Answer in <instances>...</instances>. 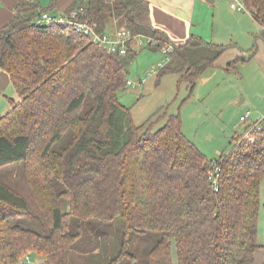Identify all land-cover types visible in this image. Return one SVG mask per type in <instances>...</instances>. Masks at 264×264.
Here are the masks:
<instances>
[{
    "label": "trees",
    "instance_id": "16d2710c",
    "mask_svg": "<svg viewBox=\"0 0 264 264\" xmlns=\"http://www.w3.org/2000/svg\"><path fill=\"white\" fill-rule=\"evenodd\" d=\"M58 1L50 0L47 10L33 0L17 4L0 28V70L18 97L0 114V264H35L36 256L44 258L40 264H79L69 252L83 264H133L129 236L147 233L159 237L142 264H172V250L177 264H252L255 250L264 248L257 243L264 118L208 160L183 135L178 113L158 110L141 125L132 123L117 94L128 81L134 49L108 55L70 27L37 20L81 9L77 20L100 34L124 27L154 41L149 50L170 47V59L154 74H178L187 98L232 45L196 38L172 45L165 33L140 23L148 12L143 0H70L55 15ZM242 2L264 39V0ZM199 47L213 57L182 55ZM253 55L237 56L222 69L231 71ZM11 167L20 168L40 195L43 215L3 182ZM114 228L120 249L109 257L106 237Z\"/></svg>",
    "mask_w": 264,
    "mask_h": 264
},
{
    "label": "rangeland",
    "instance_id": "374dc122",
    "mask_svg": "<svg viewBox=\"0 0 264 264\" xmlns=\"http://www.w3.org/2000/svg\"><path fill=\"white\" fill-rule=\"evenodd\" d=\"M228 3L227 0H215V7H220L221 11L220 14H215V17H213L214 9L207 11L202 7L205 22L203 30L208 41L212 42L213 38L211 37L216 32V35L222 34L225 40L218 43L214 38V44H231L232 46L219 57L216 67L207 69L196 81L195 88L189 98H187L189 91L186 84L177 85L180 77L178 74H165L159 78L154 74L160 66L163 67L167 64L170 59L168 54L145 47L139 49L136 46L134 49L137 54L126 67V80L134 85H125L117 94L119 103L129 109L131 121L135 126L141 125L158 110L165 111L168 115L178 113L181 118L183 135L208 160H214L220 153L227 152L232 145V137L242 134L249 121L240 122V115L244 116L250 112L253 113V118L255 114H258L259 118L254 121L250 120L252 123L264 118L263 112L252 111L254 110L252 107L262 109V104H264V84L259 81H253L250 84L248 79L252 63L239 65L231 71L222 69L234 57L240 56V49L234 44L238 41V36H233L232 42H230L229 28H224V26H230L231 35L237 33L242 37V33L234 28L236 22L232 21L231 16H246V14L231 12ZM182 55H187L191 61H195L203 57L212 58L214 54L208 48L199 47L184 51ZM176 62H171V64ZM1 73L0 70V114H3L9 108L8 100H17L18 97L7 75L5 73L1 75ZM142 80L145 81L143 85L137 84ZM243 100L245 102L241 103ZM242 107H249V111H243L240 114L239 111H242ZM3 175V182L11 187L16 194L23 197L36 215H43L44 202L23 176L21 169L8 168ZM118 234L119 232L114 228L106 237V242L111 246L109 257L115 255L120 249ZM158 237L159 235L156 233L131 234L129 236V252L136 256L133 264H142L146 253ZM257 243H264V209L261 204L257 218ZM69 257L79 264L85 263L83 259L78 258V254L75 252H69ZM172 257V262L176 264L175 257ZM43 260L44 258L39 256L33 258L35 264H40Z\"/></svg>",
    "mask_w": 264,
    "mask_h": 264
},
{
    "label": "crops",
    "instance_id": "0c3cea01",
    "mask_svg": "<svg viewBox=\"0 0 264 264\" xmlns=\"http://www.w3.org/2000/svg\"><path fill=\"white\" fill-rule=\"evenodd\" d=\"M29 1L30 0H0V28L8 24L10 20L14 17L15 15L14 8L17 4L26 3ZM33 1H35L43 10H47L50 6V0H33ZM143 1L146 2L148 5V12L146 16L140 19V23L147 24L152 28L165 33L168 39L170 40L171 44L174 46H179L185 43L186 41H188L190 38L200 39L204 43H209L213 45H217L213 43L214 38L215 41L218 43L225 40L222 34L216 35L215 32V35L212 34L214 37L213 36L211 37L213 38L211 39L212 42H209L204 34L203 29L205 26V22H204V16L202 14V7H204L207 11L209 9H214L213 17H215V14L218 15L221 13L220 7H215V0H143ZM229 1L230 0H227V2ZM69 4H70V0H59L56 9L52 13L56 15V13L60 14L65 12ZM228 8H229V3H228ZM229 10L231 9L229 8ZM231 12H235V11L231 10ZM231 17L233 18L232 21L236 22L234 28H237L238 31L242 33V37H240L237 33L236 35H231L232 31L230 29V26H224V28L227 29L229 28L228 29L230 32V35L228 37L229 41L232 42L233 36H238L237 37L238 41L234 42V44L239 47L240 56L248 57L249 55H251L252 50L254 52V55L249 60L240 63L237 66L252 63L251 64L252 70L251 73H249L248 75L250 84L253 81H259L260 83L264 84V39L260 35L261 27L248 14H246V16L233 15ZM138 36L140 37L136 38L130 45L132 50L136 47L139 49L145 47L143 46V44L145 41L144 38L146 37L142 35H138ZM243 44L244 47H242ZM229 45L231 44L228 45L221 44L220 46H229ZM167 49L168 50L166 54L169 53L171 48L169 47ZM217 66L221 67L220 65ZM244 102L245 100H243L241 103ZM249 107H242V111H239L240 114L243 111H249ZM252 108H254V110L252 111L258 110L259 112H263L262 114L264 116V104H262V109L256 107H252ZM246 114H249L248 115L249 117L247 119V121H249L248 125L252 123L250 122V120L253 119L252 121H254L256 118H259L258 114H255V117L253 116V118H252L253 113L248 112ZM240 117H242V115H240ZM240 117H239V121H240ZM172 256L175 257L174 250H172ZM175 263L177 264L176 257H175ZM172 264L174 263L172 262ZM252 264H264V248H258L257 250H255L253 254Z\"/></svg>",
    "mask_w": 264,
    "mask_h": 264
},
{
    "label": "built area",
    "instance_id": "2783aa9c",
    "mask_svg": "<svg viewBox=\"0 0 264 264\" xmlns=\"http://www.w3.org/2000/svg\"><path fill=\"white\" fill-rule=\"evenodd\" d=\"M229 8L232 11L250 15V12L245 8L242 0H230ZM78 14L79 15L82 14L81 9H79L78 11L69 12L68 14H66V16L61 15V16L52 17L49 14L43 13L38 18L37 24L48 26L55 23L58 26L70 27L75 32L87 36L100 50L104 51L108 55L125 56L128 47H130V45L136 38L140 37V36H132L130 31L124 27H120V28L114 27L112 31L105 34H100L95 31L94 24H88L83 21L82 22L78 21L77 20ZM144 39L145 41L143 46H146L149 43L155 45V42L151 41L149 38H144ZM167 50L168 49L162 50V52L166 54ZM144 82L145 81L142 80L139 81L137 84L141 85ZM125 85L133 86L134 83L130 81H126ZM248 115L249 114H246L240 117V121L246 122L249 117ZM215 173L216 170L209 172V179L212 180L213 184L216 181Z\"/></svg>",
    "mask_w": 264,
    "mask_h": 264
}]
</instances>
